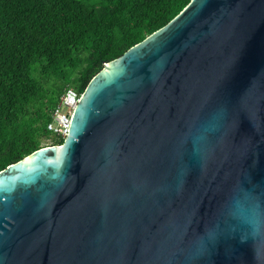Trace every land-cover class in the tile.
Returning <instances> with one entry per match:
<instances>
[{
	"label": "water",
	"instance_id": "95a60500",
	"mask_svg": "<svg viewBox=\"0 0 264 264\" xmlns=\"http://www.w3.org/2000/svg\"><path fill=\"white\" fill-rule=\"evenodd\" d=\"M256 205L264 0H192L104 65L63 145L0 172V264H264Z\"/></svg>",
	"mask_w": 264,
	"mask_h": 264
},
{
	"label": "trees",
	"instance_id": "16d2710c",
	"mask_svg": "<svg viewBox=\"0 0 264 264\" xmlns=\"http://www.w3.org/2000/svg\"><path fill=\"white\" fill-rule=\"evenodd\" d=\"M192 0H0V172L61 146L48 125L67 91L168 25Z\"/></svg>",
	"mask_w": 264,
	"mask_h": 264
},
{
	"label": "built area",
	"instance_id": "2783aa9c",
	"mask_svg": "<svg viewBox=\"0 0 264 264\" xmlns=\"http://www.w3.org/2000/svg\"><path fill=\"white\" fill-rule=\"evenodd\" d=\"M82 98V95L76 91H67L61 96L60 102L52 114V122L48 125V130L57 137L66 139L71 117Z\"/></svg>",
	"mask_w": 264,
	"mask_h": 264
},
{
	"label": "clouds",
	"instance_id": "9594fccd",
	"mask_svg": "<svg viewBox=\"0 0 264 264\" xmlns=\"http://www.w3.org/2000/svg\"><path fill=\"white\" fill-rule=\"evenodd\" d=\"M239 223L243 230H247L253 234L264 228V207H260L259 205L254 206L246 216L240 218ZM243 239L242 235V242Z\"/></svg>",
	"mask_w": 264,
	"mask_h": 264
},
{
	"label": "rangeland",
	"instance_id": "374dc122",
	"mask_svg": "<svg viewBox=\"0 0 264 264\" xmlns=\"http://www.w3.org/2000/svg\"><path fill=\"white\" fill-rule=\"evenodd\" d=\"M52 142L49 140L48 142H44V146L49 147L51 146Z\"/></svg>",
	"mask_w": 264,
	"mask_h": 264
}]
</instances>
